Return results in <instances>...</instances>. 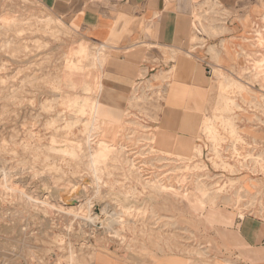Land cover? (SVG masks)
Masks as SVG:
<instances>
[{
  "label": "rangeland",
  "instance_id": "374dc122",
  "mask_svg": "<svg viewBox=\"0 0 264 264\" xmlns=\"http://www.w3.org/2000/svg\"><path fill=\"white\" fill-rule=\"evenodd\" d=\"M207 8L218 17L195 16L204 34L205 26L228 18L219 4ZM262 16L250 18L234 65H208L198 135L181 144L193 147L185 160L179 140L165 146L169 135L156 125L162 79L120 91L102 79V47L86 42L40 0H0V264H93L99 251L139 256L177 250L184 240L188 253L205 258L198 249H208V242L195 238V220L217 208L264 219ZM81 45L88 49L73 78L78 87L88 84L84 92L63 84ZM65 148L75 155L63 154ZM192 192L203 198L202 209L189 203ZM178 217L185 220L183 234Z\"/></svg>",
  "mask_w": 264,
  "mask_h": 264
},
{
  "label": "crops",
  "instance_id": "0c3cea01",
  "mask_svg": "<svg viewBox=\"0 0 264 264\" xmlns=\"http://www.w3.org/2000/svg\"><path fill=\"white\" fill-rule=\"evenodd\" d=\"M258 1L264 2L40 0L86 42L104 49L107 55L101 76L107 84L122 91L139 81L163 80L156 125L161 133L170 136L165 146L179 140V151L181 144L186 140L193 143L198 135L211 79L208 65H234L233 52L244 48L242 40L249 32L252 18L264 15ZM207 4H219L228 18L225 25L205 26L204 34L194 18H207ZM208 14L211 18L218 15L210 11ZM246 15L247 22L236 19ZM214 51L217 57H213ZM261 56L264 57V46ZM186 60L190 62L189 68L184 67ZM258 91L264 94V74ZM177 219L182 233L185 220ZM194 224L199 226L195 238L208 242V249H198L205 258L188 253L184 240L178 242L177 250L162 248L139 256L99 251L93 264H264V219L240 217L234 209L217 208Z\"/></svg>",
  "mask_w": 264,
  "mask_h": 264
},
{
  "label": "bare ground",
  "instance_id": "6f19581e",
  "mask_svg": "<svg viewBox=\"0 0 264 264\" xmlns=\"http://www.w3.org/2000/svg\"><path fill=\"white\" fill-rule=\"evenodd\" d=\"M262 19L264 20V16H262ZM48 25V24H47ZM258 46H260L261 48H263L264 46V37H262V35L258 34ZM86 49H88V47L86 45H81L80 48L76 51L75 55H77L80 59L78 60V63H74V62H68L66 64V67H65V75H64V78H63V84L68 88V89H71V90H74L76 88H79V90L81 91H88L89 90V86L87 83H84L83 85L79 86L78 87V84L75 82L73 76L78 74L81 69H82V60L81 58H84L85 56V53H86ZM96 56V55H95ZM263 62V63H262ZM257 63H262L263 67H264V57L261 56V58L257 61ZM64 67V66H63ZM85 70V69H84ZM88 71V70H87ZM263 74H264V71H263ZM262 74V75H263ZM97 82V81H96ZM83 83V82H82ZM62 84V83H61ZM63 93V92H62ZM66 93V92H65ZM79 96V95H78ZM228 98V97H227ZM228 100V99H227ZM84 105L81 107V110H84L85 107L87 106L86 105V101L83 102ZM94 103V102H93ZM103 107V106H102ZM99 108H101V105H100V102L98 101H95L94 103V113L95 115H98V111H99ZM91 109V110H93ZM103 109V108H102ZM104 111V110H103ZM90 113V112H89ZM93 114V111L91 112ZM109 116V115H108ZM107 117V115H106ZM90 118V116H89ZM115 118V117H114ZM92 119V118H91ZM90 119V120H91ZM96 120V119H94ZM119 122V121H118ZM207 123V122H206ZM206 123H204V130H208L209 131V128L210 126L209 125H206ZM86 129V128H84ZM233 131V130H232ZM167 135V134H165ZM170 137V136H169ZM163 138V137H162ZM169 140V139H168ZM188 141V140H187ZM163 144V142H162ZM181 149V152L183 153L181 155V157H183L182 159H185V160H191L192 157V151H193V147H188V146H185V145H181L180 147ZM196 152V155H199L200 153L195 150ZM63 154H66L67 156H74L75 155V151L73 148H65L64 150L61 151ZM93 154V151H90L89 155L92 156ZM195 155V154H194ZM90 159H93L90 157ZM92 164V163H91ZM136 167V166H135ZM182 177V176H181ZM189 191L188 189H185L184 188V196L188 195ZM203 198H201V196L197 195L195 192H192L190 193V198L188 199L189 203L192 204V206L196 209H202L203 208V201H202ZM70 201H74V200H70ZM79 207H81V204L79 206H77L76 208H69L68 210L70 211H77L79 209ZM88 207V206H87ZM85 209V208H84ZM210 213V212H209ZM108 214V213H107ZM90 217V216H89ZM91 218V217H90ZM90 218H88L89 221H92ZM115 218H112V220L114 221ZM117 219V218H116Z\"/></svg>",
  "mask_w": 264,
  "mask_h": 264
},
{
  "label": "water",
  "instance_id": "95a60500",
  "mask_svg": "<svg viewBox=\"0 0 264 264\" xmlns=\"http://www.w3.org/2000/svg\"><path fill=\"white\" fill-rule=\"evenodd\" d=\"M74 204V202L73 201H69L68 203H67V205H73Z\"/></svg>",
  "mask_w": 264,
  "mask_h": 264
}]
</instances>
